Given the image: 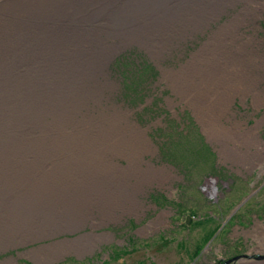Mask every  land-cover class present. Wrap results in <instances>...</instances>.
I'll return each instance as SVG.
<instances>
[{
    "label": "rangeland",
    "instance_id": "obj_1",
    "mask_svg": "<svg viewBox=\"0 0 264 264\" xmlns=\"http://www.w3.org/2000/svg\"><path fill=\"white\" fill-rule=\"evenodd\" d=\"M228 8L220 19L180 35L176 44L164 51L150 50L137 42L113 41L118 47L109 55L101 74V105L91 111L106 117L120 114L125 120L122 123L133 124L137 132L121 137L124 142L120 143L129 145L125 151L129 153L107 144L114 151L105 157L98 148L96 157L102 159V169L124 167L130 159H140L142 171L152 172L145 174L147 177L131 174L124 179L128 191L123 200L129 199L124 205L111 208L98 194H83L79 197L83 210L70 212V218L75 219L71 225L60 217L57 222L55 213L50 218L34 216L31 210L36 202L49 203L45 211L54 209L55 203L60 207L66 203L55 199L59 194L64 196L67 184L62 179L22 177L34 159L32 154L25 158L5 152L11 156L8 158L21 160L22 167L15 168L13 163L4 167L10 177L0 182V198L12 192L10 197L22 203L23 190L49 186L45 193L31 191L34 203L12 209L15 213L10 215L22 211L29 221L16 219L19 225L4 228L8 235L0 236V264H264V10L257 19H248L246 26L253 27L250 31L242 26L244 36L227 46L231 49L254 34L252 45H246L247 54L252 50V64L258 60L249 71L254 82L249 77L245 88H230L229 83L223 89L224 83L219 88L220 99L209 94L198 104L190 101L169 76L180 73L230 19ZM198 105L218 108L222 112L219 125L255 140L249 148L244 142L235 145L249 150V161L224 152L234 142L222 144L225 140L215 137L218 132L208 131L205 110ZM33 134L28 138L43 136ZM140 139L142 153L135 154ZM65 151L71 155L65 146L55 150L58 157ZM49 157L33 170L50 172L55 158ZM163 166L167 173L160 170ZM52 172L56 173L55 169ZM9 179L17 180L8 186Z\"/></svg>",
    "mask_w": 264,
    "mask_h": 264
},
{
    "label": "bare ground",
    "instance_id": "obj_2",
    "mask_svg": "<svg viewBox=\"0 0 264 264\" xmlns=\"http://www.w3.org/2000/svg\"><path fill=\"white\" fill-rule=\"evenodd\" d=\"M227 8L230 19L212 34L208 44L180 73L169 75L181 92L198 104L209 94L220 99L219 88L224 83L223 89L229 83L230 88L236 85L245 88L249 77L254 82L249 71L258 60L252 64L249 58L252 50L248 54L246 50V45H252L254 34L250 33L249 39L231 49L227 46L242 38V26L248 31L253 28L246 26L248 19L259 17L264 10V0H0V182L10 177L3 171L8 164L22 167L16 156H6L5 152L11 151L13 155L28 158L32 154L34 158L22 177L59 182L62 179L67 184L64 196L59 194L55 199L66 203L61 207L55 203L54 209L47 211L49 203H34L31 191L45 193L43 190L48 189L49 183L41 188L23 190L22 203L10 197L12 192L6 193V197L0 198V214L3 215H0V236L8 235L4 228L20 224L16 219L29 221L22 211L10 215L15 213L13 208L34 203L36 208L31 210L34 216L50 218L55 213L58 214L54 216L57 222L60 217L71 225L75 219L70 218L73 214L70 212L83 210L80 205L83 200L79 198L83 194H98L108 207H117L127 197L125 182L131 174L151 175L150 171H142L140 159L132 162L130 159V164L124 167L102 169L99 166L102 159L96 157L100 153L98 148L107 157L114 151L107 144L119 146L124 153L129 145L120 143L124 142L121 137L126 138L133 130L137 132L133 124L122 123L125 120L120 114L106 117L91 111L100 104L101 74L109 55L118 47L113 41L137 42L151 47L150 50L164 51L173 47L180 35L183 37L220 19ZM199 109L205 110L209 132H218L215 137L225 140L222 144L226 145L229 140L234 142L231 148L224 149L228 156L245 161L252 158L249 150L242 151L235 145L244 142L249 148L255 140L219 125L222 112L218 108L203 106ZM33 132L42 133V137L45 133L49 135L29 139L28 134L34 135ZM140 140L135 154L142 153L143 141ZM256 142L261 146L259 140ZM59 146H65L71 155L65 151L58 157L55 150ZM259 152L263 153V149ZM50 155L55 158L51 160L54 166L50 172H41V168L33 170L51 159ZM66 164H69L68 169L63 171L61 167ZM54 169L57 174L52 172ZM160 170L167 173L168 168L163 166ZM9 180L8 186L17 179ZM57 187L56 190L61 191L60 186Z\"/></svg>",
    "mask_w": 264,
    "mask_h": 264
},
{
    "label": "crops",
    "instance_id": "obj_3",
    "mask_svg": "<svg viewBox=\"0 0 264 264\" xmlns=\"http://www.w3.org/2000/svg\"><path fill=\"white\" fill-rule=\"evenodd\" d=\"M126 191H128L127 190V188H126ZM131 194V190H129V195ZM125 196H127L126 194H125ZM129 200V199H128ZM128 200H126V201H128ZM125 200H123L121 203H119V204H122V205H124L125 203H126V201L124 202Z\"/></svg>",
    "mask_w": 264,
    "mask_h": 264
}]
</instances>
